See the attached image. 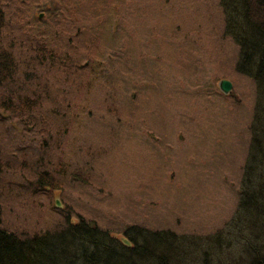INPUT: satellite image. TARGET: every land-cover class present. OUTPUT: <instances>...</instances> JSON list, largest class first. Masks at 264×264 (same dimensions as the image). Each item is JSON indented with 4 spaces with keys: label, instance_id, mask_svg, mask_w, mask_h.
Instances as JSON below:
<instances>
[{
    "label": "rangeland",
    "instance_id": "obj_1",
    "mask_svg": "<svg viewBox=\"0 0 264 264\" xmlns=\"http://www.w3.org/2000/svg\"><path fill=\"white\" fill-rule=\"evenodd\" d=\"M0 6V47L15 60L0 85L3 228L30 237L70 212L117 237L139 225L208 243L239 228L257 90L237 70L219 0ZM242 253L223 247L212 264Z\"/></svg>",
    "mask_w": 264,
    "mask_h": 264
},
{
    "label": "trees",
    "instance_id": "obj_2",
    "mask_svg": "<svg viewBox=\"0 0 264 264\" xmlns=\"http://www.w3.org/2000/svg\"><path fill=\"white\" fill-rule=\"evenodd\" d=\"M224 14V34L239 46L237 70L253 78L257 98L251 138L234 222L216 235L200 239L178 236L172 230L128 225L125 244L95 221L71 212L59 228L30 237L20 236L0 225V264H186L199 254L202 264L221 260L223 247L241 243L243 253L232 264L264 262V0H219ZM5 13L0 6V34ZM15 60L0 47V85L12 77ZM45 184L51 177L42 173ZM238 231V235L236 232ZM212 246V247H211ZM234 259V258H231Z\"/></svg>",
    "mask_w": 264,
    "mask_h": 264
},
{
    "label": "water",
    "instance_id": "obj_3",
    "mask_svg": "<svg viewBox=\"0 0 264 264\" xmlns=\"http://www.w3.org/2000/svg\"><path fill=\"white\" fill-rule=\"evenodd\" d=\"M232 85H231V82L226 80V79H222L220 82H219V88L220 90L223 92V93H227L230 91ZM56 205L59 206L60 205V202L58 200H56ZM120 239L127 245H130V241L128 239H126L125 237H120ZM261 264H264L261 263Z\"/></svg>",
    "mask_w": 264,
    "mask_h": 264
}]
</instances>
